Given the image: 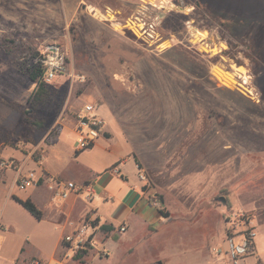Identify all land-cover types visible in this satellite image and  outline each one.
Listing matches in <instances>:
<instances>
[{
    "label": "rangeland",
    "instance_id": "1",
    "mask_svg": "<svg viewBox=\"0 0 264 264\" xmlns=\"http://www.w3.org/2000/svg\"><path fill=\"white\" fill-rule=\"evenodd\" d=\"M134 17H158V35L136 38L123 27ZM49 45L65 55L64 72L33 112L27 68ZM85 104L105 129L78 161L103 171L115 155L133 157L165 222L130 228L112 250L103 243L119 232L99 228L96 247L74 261L57 245L61 228L22 221L0 234V264H230L227 241L246 232L256 234L250 260L263 264L264 0H0V142L9 145L12 111L14 147L30 159L62 125L69 153ZM123 170L131 175L133 161Z\"/></svg>",
    "mask_w": 264,
    "mask_h": 264
},
{
    "label": "crops",
    "instance_id": "2",
    "mask_svg": "<svg viewBox=\"0 0 264 264\" xmlns=\"http://www.w3.org/2000/svg\"><path fill=\"white\" fill-rule=\"evenodd\" d=\"M12 113V111L9 112V145L0 142V161L12 160L17 167H20L22 173L35 171L39 175H53L77 185L90 183L93 195L90 202H85L80 195H71L62 204L54 205L44 186L19 191L15 186L17 173L12 170L0 169V234L14 235L22 221L35 227L47 221L61 228V234L57 239V245H59L63 229L71 221L76 223L85 217L93 216L99 228L101 225H110L114 228L109 234L117 232L119 226L124 224L125 231L116 235L117 240L109 237L103 243L106 249L112 250L115 245L118 246L119 242H123V237L130 228L140 226L144 232L149 233L152 230L151 226L165 222L166 219L150 206L148 193L143 190L144 181H140L138 177L143 175L145 167L142 165V168H138L133 157L118 154L103 171L92 170L89 165L86 166L83 162L78 161L80 155L75 154L74 145L69 147V153L64 154L62 143L59 140L62 130L65 129V126L62 125L56 137L49 144L42 145L40 142L34 146L31 152L38 149L41 159L39 161H37L38 157L36 160L30 159L31 153L25 155L23 150L14 147V124L10 118ZM70 123L73 124V122ZM96 144L97 141L93 147ZM119 149L121 148L114 147L113 150L118 151ZM128 160L133 161L134 171L131 175L123 170ZM113 168L118 171V174L112 173ZM15 199L30 200L41 212V220L37 221L30 216ZM25 238L32 239L30 235H26Z\"/></svg>",
    "mask_w": 264,
    "mask_h": 264
},
{
    "label": "built area",
    "instance_id": "3",
    "mask_svg": "<svg viewBox=\"0 0 264 264\" xmlns=\"http://www.w3.org/2000/svg\"><path fill=\"white\" fill-rule=\"evenodd\" d=\"M152 7H155V5H152ZM157 19L158 17H155L151 22H148L140 17H134L136 22L129 20L123 27L128 29L136 38L147 42L148 39H153L158 35L156 32V27L159 24ZM36 61L37 66L39 65L42 70L40 80L45 85L51 84L57 76L64 72L65 55L55 45H49L39 50ZM104 125V120L93 106L85 104L80 108L75 114L72 124V132L77 138L74 146L75 154L92 148L96 141L103 136ZM40 159L41 156H38L37 161ZM0 169L12 170L17 173L15 186L19 191L44 186L49 193L50 201L54 205L62 204L71 195H80L85 202H90L93 195V188L90 183L77 185L71 181H63L53 175H39L35 171L22 173L20 167H17L12 160L0 161ZM112 173L118 174V171L113 168ZM138 177L140 181L144 180L143 175ZM149 202L150 206L158 212L162 211V204L158 198L150 196ZM124 227V224L120 225L117 232L123 233L125 231ZM98 229V223L93 216L85 217L72 224L70 230L61 236L60 243L64 249L63 259L72 260L76 254L95 248L97 245L95 233ZM255 235L254 232H246L245 236H242V239L238 242L227 241L226 253L230 264H258L255 260H250L255 256L252 247ZM27 264H41V262L38 259H31Z\"/></svg>",
    "mask_w": 264,
    "mask_h": 264
},
{
    "label": "trees",
    "instance_id": "4",
    "mask_svg": "<svg viewBox=\"0 0 264 264\" xmlns=\"http://www.w3.org/2000/svg\"><path fill=\"white\" fill-rule=\"evenodd\" d=\"M28 78L32 83L37 85L36 90L32 93L29 99V105L33 112L40 111L45 108L50 102L51 98L54 95L53 89L50 86H46L40 80L42 70L40 66L36 64L27 68ZM34 127L40 128L41 123L33 122ZM16 202L35 220L40 221L42 218L41 212L35 207V205L30 200L20 201L15 199ZM162 214V211H159ZM166 218V214L163 215ZM97 222V221H96ZM100 230L103 233H110L114 228L110 225H101ZM113 240H117V236L113 235ZM88 254L87 251L80 252L74 256V261L82 260L84 256Z\"/></svg>",
    "mask_w": 264,
    "mask_h": 264
},
{
    "label": "flooded vegetation",
    "instance_id": "5",
    "mask_svg": "<svg viewBox=\"0 0 264 264\" xmlns=\"http://www.w3.org/2000/svg\"><path fill=\"white\" fill-rule=\"evenodd\" d=\"M128 30V29H127Z\"/></svg>",
    "mask_w": 264,
    "mask_h": 264
}]
</instances>
